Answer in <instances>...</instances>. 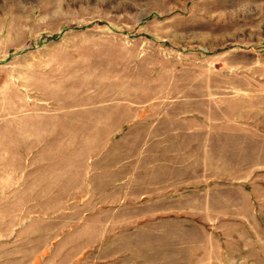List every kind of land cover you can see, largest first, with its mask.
Instances as JSON below:
<instances>
[{
    "label": "rangeland",
    "instance_id": "obj_1",
    "mask_svg": "<svg viewBox=\"0 0 264 264\" xmlns=\"http://www.w3.org/2000/svg\"><path fill=\"white\" fill-rule=\"evenodd\" d=\"M0 264H264V0H0Z\"/></svg>",
    "mask_w": 264,
    "mask_h": 264
}]
</instances>
